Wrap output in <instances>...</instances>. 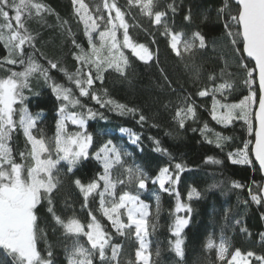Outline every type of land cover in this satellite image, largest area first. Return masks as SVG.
I'll list each match as a JSON object with an SVG mask.
<instances>
[{
    "label": "snow or ice",
    "instance_id": "1",
    "mask_svg": "<svg viewBox=\"0 0 264 264\" xmlns=\"http://www.w3.org/2000/svg\"><path fill=\"white\" fill-rule=\"evenodd\" d=\"M72 4L76 17L83 24L88 43L86 49L76 40L70 27L65 29L76 49L73 58L77 67L75 71L68 72L57 62L48 60L46 67L36 58V36L27 27L28 20H42L45 14H52L53 10L43 0H0V44L7 53L0 59V66L11 65L20 69L9 70L7 77L0 78V250L6 257L11 258L12 264H54L51 245L48 246L46 255L37 247L41 233L37 227V209L46 201L53 220L63 229L65 237L71 239L70 245L65 247L67 264H94V260L99 264H119L122 245L113 244V237L131 235L126 232L129 229H134L135 237L139 241L138 250L135 252L137 264H149L151 253H147L148 244L145 240L148 234L147 217L151 214L149 205L142 200L139 191L122 189L118 194L117 186L127 188L134 185L139 190H145L151 181L153 185H158L161 191L179 197L175 186L180 182V174L187 170V166L181 162L172 163L175 160L172 153L162 146L159 139L149 137L154 145L153 150L167 156L170 162L169 166L160 167L158 174L150 178L141 165L127 163L126 158L132 153L124 144L115 142L117 139L123 140L126 135L132 145L142 150L139 133L120 127L116 130V135H113V130L105 128L98 135L109 138L93 147L94 134L88 131V122L97 118L107 120L105 112L100 111L105 109L119 116L131 115L143 126L147 117L138 108L119 103L109 97L105 87L106 74L114 72L120 77L128 78L132 62L124 50H129L131 56L145 64L153 61L154 52L149 45L134 40L130 35V25L125 20V13L117 6L115 0L111 3L109 0L103 2V9L108 12L107 18L99 7L96 9V15L90 12L84 0H72ZM234 6L235 11H232L226 2L218 9V15L224 19L225 38L236 55L239 67L246 72L244 83L249 86L253 83V72L244 61L245 55L255 62L260 94L257 97V93L251 91L239 103L229 102L228 94L234 85L230 79H225L222 70L219 77L209 74V83L203 84L195 95L200 98L211 97L209 114L216 124L227 128L239 120L247 125L249 135L255 132L251 153L259 164V170L264 172V0H234ZM128 7L130 10L136 8L141 16L148 18L150 24L158 26L157 30L166 39L171 52L185 62L186 69H191L194 81L200 80L201 70L195 64L194 57L198 50L207 48V39L200 30L187 34L175 29L169 18V13L174 15L177 11L175 0L164 7L160 6L159 0H128ZM57 19L59 20V17ZM184 20L191 23V9L184 16ZM60 23L63 26L68 22ZM131 27L148 32L139 23ZM120 30L122 36L118 38ZM148 35L153 36V33L148 32ZM151 42L155 43L154 36ZM51 70L62 72L67 85L54 80L49 74ZM33 77L43 78L58 102L56 130L52 137H46L43 129L38 128L44 118L43 112L33 114L26 103L29 97L25 93L26 90L32 91L30 81ZM164 78L171 87V82L166 76ZM81 98L94 101L99 108L89 107ZM257 103L255 120L258 127L254 130L251 116L252 108ZM172 119L179 129H185L189 121L196 122L199 119L198 105L191 94L178 95ZM152 126L158 127L155 124ZM18 130L26 140L25 150L18 153L19 159L14 155L11 146L13 134ZM192 130H199L204 140L221 152H224L232 141V137L214 131L207 123L200 129ZM166 135L171 136L172 133L168 132ZM250 143L251 141H246L243 147L227 151V159L231 164L252 165ZM89 160H94L99 165L95 176L88 183H83L80 178L72 181L83 197L82 208L89 209V220L82 222L75 214L61 217L53 207V198L63 186L62 175H74L75 171ZM206 162L223 163L213 157H208ZM231 186L236 189L243 187L237 182H233ZM216 187L217 185H211L210 189ZM259 191L261 194L248 189L251 202L256 205L264 203V186H261ZM200 196L201 193L192 188L187 199L191 201L193 198L199 199ZM90 198L93 201L98 198L97 211L114 231L107 230L94 214L93 209L89 207ZM155 200L159 212V194H155ZM68 206L71 207L70 204ZM192 210L190 204L177 199L176 213L188 214L177 215L173 225L172 235L177 237L174 251L180 258L184 255L183 240L180 237L189 224ZM261 242L264 243V234H261ZM207 248H215L217 260L224 264H264V254L250 250L242 252L239 248L230 253L231 244L223 236L218 244L209 240ZM156 254L159 255L158 250ZM0 264H4V261L0 260Z\"/></svg>",
    "mask_w": 264,
    "mask_h": 264
},
{
    "label": "trees",
    "instance_id": "2",
    "mask_svg": "<svg viewBox=\"0 0 264 264\" xmlns=\"http://www.w3.org/2000/svg\"><path fill=\"white\" fill-rule=\"evenodd\" d=\"M43 2L53 10V13L45 14L42 20L33 18L27 21L29 31L36 36L35 44L38 49L36 58L46 67L48 66L47 61L51 60L57 62L68 72H73L77 67L73 58L76 49L65 29L70 27L76 40L87 49L88 42L83 32V24L79 22L74 13L72 0H43ZM84 2L89 4L88 0H84ZM93 2H104V0H93ZM109 2L111 3L112 0ZM115 2L125 13V20L130 25V35L134 40L149 45L154 52V59L145 64L131 56L129 50H124L132 62L131 68L128 70V78L120 77L114 72L110 75L106 74L105 87L110 98L130 107L138 108L147 117V121L141 126L131 115L119 116L114 112L100 109L105 112L108 119L99 120L97 118L88 122V131L94 134L93 147L109 138L98 135L105 128L113 130V135H116L117 129L126 127L139 133L142 139V150L132 145L126 135L123 140L115 141L124 144L132 153L130 157L126 158L128 164L134 162L141 165L150 178H154L158 174L160 167L169 166L168 157L153 150L154 145L149 137H155L161 141L163 147L172 153L175 158L172 163L181 162L187 166V170L180 174V182L175 186L179 197L161 191L158 185H153L151 181L145 190H139L134 185L127 188L121 185L117 186L118 194L122 189L132 192L141 191L143 193L142 200L149 205L151 213L147 217V253H151L149 264H224L217 260L215 248H207L209 240H216L222 236L231 244L230 253L239 248L242 252L250 250L257 254H264V243L261 242V234H264V203L261 205L252 203L248 193V189L251 188L253 192L261 194L259 188L264 183L262 172L253 161L251 153L254 131L249 135L247 125L239 120L227 128L216 124L209 114L211 97L200 98L195 95L203 84L209 83L207 79L209 74L219 77L223 70L225 79H230L234 85L228 94L229 102L239 103L251 91H255L257 97L259 96L254 63L244 57L249 70L253 72V83L249 86L244 83L247 78L246 72L239 67L236 55L225 38L224 19L218 15V9L226 2L229 4V8L235 11L234 2L232 0H175L177 11L174 15L169 13L170 21L174 24L175 29L187 34L200 30L207 39V48L198 50L194 57L195 64L201 70V78L197 81L193 80L191 69L185 68V62H182L171 52L166 39L157 30L158 26L150 24L148 18H143L139 22L143 29L153 33L155 39L153 44L151 42L153 36H149L148 32L141 28L131 27L136 23L132 21L127 1L115 0ZM159 2L160 6L164 7L172 0H159ZM189 9L192 14L191 23L184 20ZM61 21L68 23L61 26ZM121 36L122 30L118 32V38ZM6 54V50L0 44V59ZM185 60L187 61V57ZM9 70L20 69L11 65L0 66V78L7 77ZM49 74L58 83L67 85L68 82L62 72L51 70ZM165 76L171 82V87L168 86ZM30 87L32 91L27 92L26 90L25 93L29 97L26 103L33 114L43 112L44 118L38 128L43 129L46 137H52L56 130L58 102L43 78L33 77ZM184 94H191L196 100L199 119L196 122L189 121L185 129H179L172 117L178 95ZM81 100L93 109L99 108L94 101L88 98H81ZM257 104L253 106L251 116L254 130V113ZM166 105L168 107H165ZM205 123L214 131L232 137V141L229 142V146L224 152L216 149L214 145L208 144L199 130H192L193 128H202ZM153 124L158 127H153ZM168 132H171L172 135H166ZM209 135L211 134L209 133ZM246 141H251L249 150L250 159L253 161L252 165L231 164L227 159V151L243 147V143ZM11 146L14 155L19 159L18 153L26 148V140L21 131L18 130L13 134ZM208 157L219 159L223 163L206 162ZM98 170L99 165L94 160H89L76 170L74 175H62L63 186L54 194L53 198V207L58 215L66 218L75 214L82 222L86 223L89 220L87 215L89 209L82 208L83 197L72 181L75 178H80L83 183H88ZM233 182H237L243 187L233 188L231 186ZM211 185H217V187L210 189ZM192 188H196L201 196L199 199L193 198L189 201L187 195ZM153 192H157L160 196L159 212H157V202L151 195ZM178 198L180 202L190 204L193 209L189 224L184 228L180 237L183 240V258L177 257L175 254L174 244L177 237L172 235L176 216L188 215L184 212L176 213ZM245 201L248 203L246 204ZM89 207L93 209L94 214L106 226L107 230L114 231L108 221L97 211L98 198L96 201L90 198ZM37 227L41 230L37 241L38 249L46 255V250L51 245L54 264H67L65 247L70 245L71 239L65 237L63 229L53 220L52 214L48 212L46 201L37 209ZM241 229L247 231L244 232ZM112 243L122 245L119 256L122 261L127 264L129 262L137 264L135 252L138 250L139 244L134 236L114 235ZM157 250L159 255L156 254ZM0 260H3L4 264H12L11 258L6 257L2 250H0ZM94 264H99V262L94 260ZM139 264H143V262H139Z\"/></svg>",
    "mask_w": 264,
    "mask_h": 264
},
{
    "label": "rangeland",
    "instance_id": "3",
    "mask_svg": "<svg viewBox=\"0 0 264 264\" xmlns=\"http://www.w3.org/2000/svg\"><path fill=\"white\" fill-rule=\"evenodd\" d=\"M89 4L85 3L87 6H88V9L90 12H92L94 15H96V9L97 7H99L103 13V15L105 16V18H107L108 16V12L106 10L103 9V2H93V0H88ZM127 1V7H128V0ZM128 10L130 12V15H131V18L133 19L132 21H134L135 23H139L141 21V19L143 18H146V17H143L139 14L138 10L136 8H132L131 10L129 9L128 7ZM112 16L114 17L115 16V12L113 11L112 12ZM103 24H102V28H103ZM140 192V195H142L143 193L141 191ZM155 194H158L157 192H153L151 195L154 196L155 198ZM123 211V210H122ZM126 221V216L123 217ZM126 232H130L131 233V236H134L135 237V234H134V229H129V230H126ZM221 238V237H220ZM220 238L216 239V240H212L214 243L218 244L219 243V240ZM136 239V237H135ZM145 240L148 244V238H147V235L145 237ZM138 241V240H137ZM138 244H139V241H138ZM147 254V253H146ZM224 263V262H223ZM119 264H127L126 262L122 261L119 257Z\"/></svg>",
    "mask_w": 264,
    "mask_h": 264
},
{
    "label": "water",
    "instance_id": "4",
    "mask_svg": "<svg viewBox=\"0 0 264 264\" xmlns=\"http://www.w3.org/2000/svg\"><path fill=\"white\" fill-rule=\"evenodd\" d=\"M233 2H234V0H232ZM245 57H246V55H245ZM247 58V57H246ZM247 59H249L250 61H252L250 58H247ZM253 63H254V65H255V62L254 61H252ZM255 72H256V80H257V84H258V88H259V75H258V69H256L255 68ZM260 94V93H259ZM257 109H255V112L256 111H258V104H257V107H256ZM254 122H255V129L258 127V122L255 120V113H254ZM254 142H255V132H254ZM254 142H253V145H252V148L254 147ZM252 156H253V161L257 164V166H258V168H259V164H258V162H256L255 161V157H254V155L252 154ZM262 176H263V178H264V172H262ZM263 186H264V183H263Z\"/></svg>",
    "mask_w": 264,
    "mask_h": 264
}]
</instances>
